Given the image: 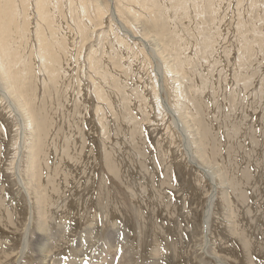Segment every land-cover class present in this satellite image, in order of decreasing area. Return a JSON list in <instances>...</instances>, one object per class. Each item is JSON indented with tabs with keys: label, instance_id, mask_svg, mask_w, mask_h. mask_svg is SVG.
I'll list each match as a JSON object with an SVG mask.
<instances>
[{
	"label": "rangeland",
	"instance_id": "374dc122",
	"mask_svg": "<svg viewBox=\"0 0 264 264\" xmlns=\"http://www.w3.org/2000/svg\"><path fill=\"white\" fill-rule=\"evenodd\" d=\"M100 1L105 12L112 6L109 0ZM158 1L163 7L168 5L167 0ZM204 3L201 0L199 4L204 6ZM220 4L224 5L218 14L206 12L199 21L192 23L187 17L183 26L194 38L186 37L182 41L172 35L171 24L166 28L171 32L163 35L150 26L146 15L140 14L135 20L132 14L117 11L135 36L150 37L148 44L157 54L161 53L163 61L169 57L168 63L175 64L170 61L174 59L173 53H180V43L187 46L181 59L182 62L185 58L191 61L183 70L187 75L164 74L160 96L178 110L180 117L189 124L187 128H192L194 138L201 141L195 146V149L200 147L196 154L212 167L214 180L220 185L211 217L212 245L203 250L202 222L212 186L198 169L188 164L182 136L159 106L150 56L144 53L139 39L126 38L106 16L104 27L92 38L93 44H97L96 55L101 56L102 68L119 81L124 101L110 90L111 81L106 84L91 80L84 59L77 65L74 53L78 37L71 32L65 40L72 54L65 61L66 74L60 79L64 82L52 96L48 95L50 92L39 96L42 88L37 84L38 99L35 103L31 101L35 108L43 105L47 110L49 121L46 120L43 129L47 136L41 130L36 134L27 132L34 140L32 147L25 150L21 167L24 174L28 167L35 166L38 151V156H44L43 160L50 154L46 163L51 169L44 174L38 172L32 185L39 183L43 189L51 179L57 178L55 184L60 182L65 192L63 202L68 215L63 218L69 227L65 226L67 230L63 228L59 233L63 237L57 239L58 252L65 253L58 264L76 261L80 254L73 248L74 244L79 245L80 239L93 245L84 257L81 256L84 264H219L216 259L207 257L209 254L219 255L228 264H264V49H248L249 40L254 37L251 31L254 25L259 26L255 33L264 36V2L259 0L253 8L250 0H225ZM121 5L123 1H115L117 10L122 9ZM205 21L215 33L212 36L216 39L219 35L218 43L212 48L214 56L206 67L196 63L204 52L201 49L203 38L195 36L194 32L195 23L204 25ZM241 21L246 24V31L237 36L236 24ZM158 33L157 42L151 41V36ZM120 40L131 49L121 47ZM113 58L121 70H126L125 74L114 68ZM198 71L209 81L205 78L196 92ZM29 76L25 98H33L36 92V80L32 73ZM219 77L223 84L219 83ZM245 77L248 78L244 80ZM174 78L183 83L177 89L173 88ZM247 80L262 91H253ZM94 84L108 97V102L97 99ZM177 97L179 102L175 101ZM7 111L6 105L0 104V203L4 207L12 204L10 225L14 230L0 221V236L12 239V246L15 243L17 247L27 223V208L11 170L18 127ZM39 117L42 116L39 114ZM53 124L55 128L48 130ZM58 132L65 135V143L70 136L75 148L65 158L60 150L56 157L52 151L42 150L47 138ZM106 153H110L118 171H108ZM31 155L34 160L29 159ZM74 159L76 164L72 162ZM78 186L84 187L79 194ZM141 188L146 193L140 197L135 193ZM148 193L157 196L148 198ZM77 195L82 200L75 206L72 202ZM29 199L35 200L33 192ZM112 202L117 203L120 219L108 214ZM107 217L111 219L107 221ZM92 219L94 227L90 224ZM113 223L121 232L114 229ZM118 241L121 242L116 248ZM247 241L251 243L246 248ZM161 244L163 248L155 252L154 247ZM24 262L33 263L34 257L21 263Z\"/></svg>",
	"mask_w": 264,
	"mask_h": 264
},
{
	"label": "bare ground",
	"instance_id": "6f19581e",
	"mask_svg": "<svg viewBox=\"0 0 264 264\" xmlns=\"http://www.w3.org/2000/svg\"><path fill=\"white\" fill-rule=\"evenodd\" d=\"M99 1L0 0V104L6 105L8 114L12 115V120L17 123L18 138L15 145V154L12 161L11 170L18 186L17 190L19 188L21 191L20 196L23 195L25 197L24 200L26 202L27 208V215L24 213L27 216V223L25 225L23 238L22 241H20L19 246L15 247V243H13L12 246V239H2L0 236V264H23L21 262L27 261L32 257H34V262L30 264H58V262H62L60 257L65 253L61 254L58 252L57 239L59 237L61 238V236L63 237V235L59 233L66 226L63 217L68 215L66 209L64 208L65 204L63 202L65 198L63 197V193L65 192H62V189L59 185L61 184L60 182L55 184V180H57V178L51 179L48 184L43 186V189L40 188L39 183H35V186L32 185V180H34L33 178L37 176L38 172L40 174H44L47 170L51 169L50 165H47L46 163L50 158V154L46 159L43 160L44 156H38V151L36 152L35 156V166L32 165L31 167H28L26 173L24 174V171H22L23 167H21L25 150L32 145V141L34 140L30 139L31 135L27 134V132L36 134L35 132L37 130H41V132L47 136L46 131L43 130L46 127V120L49 121L47 110L43 108V105L39 106V108H35V106H32L31 101L35 103L38 99L39 93L37 84H39L42 88L39 96L46 95L48 92H50L48 95L52 96L53 93L56 94L58 92L57 90L59 88V84L64 82L61 80H63L62 78L64 74H66L65 61H68L72 54V52L69 54L65 42L70 32L73 34L75 33V38L78 37V41L76 42L77 48L74 53V60L77 65L84 59L88 65L89 74L95 77V79H93L90 75L91 80L93 82L102 81L106 84L111 81L112 83L110 90H113L121 98V100L124 101L123 89H121L119 81L117 79H112V74H110L108 70H104V68H102L100 61L101 56L96 55L97 44L94 45L92 39L99 31L102 30L104 27L103 24L108 16L109 20H113V23L116 24L115 26H117L118 30L122 31V34L125 35L126 38L129 40L139 39L144 51H146L144 53L150 56L152 63V73L154 75V82L157 88V101L160 102L159 106H162V111L164 109L163 112L170 118V122L174 130L179 132V134L182 136L184 145L183 151L187 158L188 164H190L193 168L198 169L203 174V176L207 178V181L212 186L210 194L208 195L202 222L204 231L203 250H206L210 245H212L211 239H213V235L211 231V217L214 212V205L217 200L218 188L220 185L217 184L216 180H214L212 167L201 161L199 156L196 154L197 151L200 150V147H196L195 149V146L201 141L198 142L197 139L194 138L195 134L191 133L192 128H187L189 124L187 125L185 123L187 121L180 117L178 110H176L173 105H169L160 96V93L163 92L164 74L165 76H171L174 75L175 72L176 74L174 76L176 77H178L180 74H183L184 77L187 75L183 72V70L186 69L185 66L190 64L191 61L185 57L184 62L181 61L183 56H185L184 54L186 52L187 46H183L184 42L180 43V53H173L174 59L170 60L175 64H169V57H167L168 59H164L166 62L163 61L161 56H159L161 53L157 54L153 47L148 44L150 43V37L146 36L147 38H145L141 36H135L131 30L127 29L125 23L123 22L124 20L121 18V16H119V14L117 15V11L122 14L124 12L130 13L132 14V18L135 20H137L140 14V16L143 17L146 15V19L151 21L150 26L157 31H160V33L163 35H165L164 32H171L169 29H166L167 26L171 24L173 27L172 32H174L172 35H176L175 38H178L179 41H182L185 40L186 37L194 38L192 33H190L188 29L183 26V23L187 17H190L189 22L192 23L199 21L200 17L206 12L208 14L217 12L218 14V12L222 10V5H224L220 3L224 2L225 0H203L205 1L204 6L199 4L201 0H167L168 5L165 7L161 6L158 0H109L112 6L110 5L106 12L103 10L104 5L101 3L99 4ZM115 1H123V5H121L122 9L117 10L115 8ZM250 1V7L253 8L259 0ZM101 5H103V7H101ZM260 9H262V7ZM214 16H216V14ZM206 19H208V17ZM255 20L258 21V19H253L254 22ZM262 22L264 23V19H262ZM195 24V36L201 35L203 38L201 49L204 52V56L201 58V60H196V63L199 62V64L201 63L206 67L210 65L211 59L214 56L212 48L218 43L219 35L216 39L214 36H212V34L215 33L210 30L206 24V21L204 25L202 23ZM112 26L113 25H111V27ZM245 26L246 24L242 21L236 24L237 36H242L245 34ZM258 29L259 26L255 25L254 28L251 29L254 37H251L249 44L247 43L250 45L248 48L250 51H253L255 48L260 51L264 49V36H259L255 33L258 32ZM158 35L159 33L152 35L151 37H153V39H151V41L156 43L158 40ZM119 45L121 47L131 49V47L123 40H120ZM172 48L174 49L175 46H172ZM87 49L89 50L87 51ZM130 58L132 59V57ZM112 64L114 68L119 71L120 64L118 61L113 58ZM36 72L38 73V76L36 75ZM30 73L33 74L32 77L36 80H34L36 92H34L33 98H25V91L27 89L26 85L27 80L30 78ZM120 73L125 74L126 70L123 69L120 71ZM196 78L198 85L195 86L194 91L199 92L202 87L201 84L204 83L205 78L207 80L208 78L204 76L203 73L201 74L200 71H198ZM246 78L248 77H245L244 80ZM219 80V83L223 84L222 77H219ZM181 81L180 79L174 78L173 83H176V85H174L173 88L177 89L181 84H183ZM237 81L238 80L235 78V82ZM246 83L252 88L253 91H262V89H260L261 87L254 86V82H249L247 80ZM98 87L99 86L94 84L97 99L102 102H108V97L103 94L101 90L98 89ZM177 98L178 99L175 101L179 102L180 98ZM41 100L44 101L43 97ZM39 114L42 117L38 118ZM53 128H55L54 124L53 127L48 130ZM61 137H63L61 140L62 142L59 141V138ZM67 140H69V142L65 143V135L59 134L58 132L56 135L49 136L47 138L42 150H46V153H51L50 151H52L54 157L57 156V153H59L58 151L60 150L63 158H65L71 151L75 149L70 140V136H67ZM132 152L135 156H137L135 151ZM32 156L33 155H31L29 159H32ZM105 160V164L109 172H113L114 170L118 171L115 169L116 165H114V163L111 161L110 153H106ZM72 162L73 164L77 163L75 162V159ZM56 167H59V165H55V168ZM60 168L62 171L65 170L63 167ZM27 173L30 174V177L27 175ZM58 173L59 171L56 170V174ZM147 185L149 187V184ZM63 187H65V185H63ZM83 188L84 187L78 186V193H76L79 194L81 190H84ZM138 190L135 194L140 195V197L146 193L145 189L141 188ZM32 192L34 193L35 197L34 201L29 199L32 195ZM152 196L156 197L157 195L155 193H153V195L152 193H148V198H152ZM227 197L228 196H226V198ZM74 200L75 202L72 203L75 204V206H78V203L81 202L82 198L77 195ZM116 204V202L111 203L108 208L110 213L108 214L111 217L114 216L116 219H120L118 214L120 211ZM11 205L12 204H10V207ZM10 207H4L2 203H0V221L6 228L9 225V229L12 228L14 230V226L10 225ZM23 209L25 208L23 207ZM110 219V217H107V221ZM105 222L106 220H104V223ZM90 224L91 227H94L95 221L92 219ZM112 225L114 226L115 230L119 231L118 228H115L116 226L114 223ZM65 229L67 230V228ZM80 237L82 238V234ZM153 238L150 241L151 243ZM120 242L118 241L115 244L116 248ZM249 243L251 242L247 241V245L245 246L246 248L248 247ZM92 246L93 245H91L89 241L86 243L83 239H80L79 245H77V243L74 244L73 249H75L76 254L78 253L80 256L76 257V261L71 262V264H84L82 261L83 258H81V256L84 257V255L91 250ZM161 248H163L162 244L155 246L154 251L158 252ZM168 249H172L174 252L177 250L173 248ZM65 250L67 249L65 248ZM207 257L216 259L219 264H228L227 262L221 260L217 254H209ZM10 258L13 260H10ZM24 264L27 263L24 262Z\"/></svg>",
	"mask_w": 264,
	"mask_h": 264
}]
</instances>
